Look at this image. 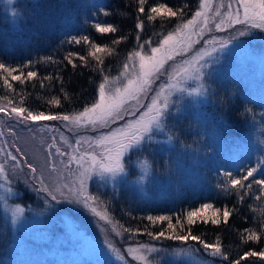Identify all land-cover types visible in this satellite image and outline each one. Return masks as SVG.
Returning a JSON list of instances; mask_svg holds the SVG:
<instances>
[{"label":"trees","instance_id":"16d2710c","mask_svg":"<svg viewBox=\"0 0 264 264\" xmlns=\"http://www.w3.org/2000/svg\"><path fill=\"white\" fill-rule=\"evenodd\" d=\"M198 2L199 0H148L146 10L155 3H166L174 9H183L185 18H190ZM101 7H106L111 15L100 14L98 9ZM135 7V0H30L26 4L21 0H11V3L0 0V62L18 66L31 60L33 65L24 71L38 72V77L31 81L23 84L13 82L14 92H8L0 82V97L8 96L19 106L20 96L23 95L24 106L33 111L74 114L82 110L85 104L93 101L101 74L94 70L95 60H90L87 67L80 66L75 70L66 66L63 58L67 52L77 51L86 55L87 47L70 46L61 42L68 34H84L102 46H112L111 42L117 36L127 37L114 46L115 54H101L106 74L117 76L128 53L136 47ZM94 22L112 23L119 31L114 35L99 34L91 27ZM179 22L167 18H158L152 22L145 20L143 38L152 37L156 40L154 33L166 34L173 31ZM48 56L55 62L45 61L44 57ZM49 75L53 76V80H45L44 86H41L40 80ZM56 76L61 77L62 82ZM216 77L218 80L212 79L208 83L213 96L206 110L198 108L194 112L188 109V105L183 110L177 109L168 114L166 138L171 137L175 145L170 147L166 143L161 149L156 145L151 153L150 150L147 151L154 171L149 182L150 195L122 188L117 193L106 192L105 198L109 195L110 215L118 225H123L120 229L124 231L125 228H139L138 234L135 231L128 233L134 235L130 238L141 242L158 243L161 240H153L144 231L149 223L145 219L148 215L175 217L177 214L182 215V211L194 209L206 202L212 203L216 208H235L236 211L227 224L212 225L197 221L191 225V229L193 234L201 235L208 242H214L219 237L229 258L237 259L250 249H264V238L258 243L245 242L241 238L245 229L258 230L264 223V201L256 200V192L253 190L241 204L235 192L226 194L217 185L225 180L222 175L224 171L239 174L241 169L251 167L258 159L264 158V102L250 103L248 98H242L246 88L235 81L233 74L228 78L219 75ZM54 98H59L61 103L50 104L49 101ZM209 113L212 118L208 117ZM16 187L23 192L24 205L29 202L32 206L36 204L37 201H33L30 196V186L16 184ZM1 215L2 213L0 264H32L31 256L20 258L19 250L12 247L14 243L8 233L9 224ZM173 220L175 223V219ZM160 229L155 226L150 232ZM188 242L204 252L196 242ZM159 251H164L161 256L166 259V264L181 262L175 261V254H170L173 248ZM203 254L202 261L205 263L209 261L221 264L223 260L222 257H212L206 252ZM223 264H228V261ZM241 264H264V259L250 257L241 261Z\"/></svg>","mask_w":264,"mask_h":264},{"label":"snow or ice","instance_id":"6c2138e0","mask_svg":"<svg viewBox=\"0 0 264 264\" xmlns=\"http://www.w3.org/2000/svg\"><path fill=\"white\" fill-rule=\"evenodd\" d=\"M8 2L11 3V0ZM147 4L148 0H135L136 47L128 53L126 62L122 64L120 76L117 78L106 74L101 54H115L114 46L119 45L127 37L117 36L112 40V46H102L92 40L89 35L84 34H68L61 42L70 46L87 47L86 55H81L77 51L67 52L63 58L66 66H71L75 70L80 66L87 67L90 60H95L94 70L101 74V80L95 87L93 101L90 104H85L82 110L74 114L33 111L24 106L23 95L20 96L19 106L15 100L8 96L0 97V99L7 100V104H0V114H4L29 131L32 130L31 125L58 121L63 122L65 127L73 125L98 133L95 136L76 139L74 144L68 145L72 149L70 152L55 143L56 136H51L49 139L52 142L47 144L45 160L41 167L28 160L27 154L20 147L5 141L3 145H0V189L4 190L3 194H0V200H3L6 206L7 198L15 194L12 180L13 174L19 170L24 174L25 183L30 184L35 192L44 193L47 200L54 202L58 198H72L99 219L112 224L113 231H116L118 226L123 228V225L113 223L106 212L98 209L97 197L88 191L89 180L94 174L110 175L115 178L125 171L123 158L126 153L141 145L145 138L151 139L154 128H163V119L169 108L172 93L178 90H187L182 88L183 83L187 80L201 79L204 75L203 70L209 63L205 59L206 57H211L218 50H224L228 45L233 44L237 36H246L251 29L264 30V0H226V2L219 0L218 4L214 0H199L198 6L190 18H185L183 9H174L166 3H155L146 10ZM98 12L104 16L111 15L106 7L99 8ZM158 18L176 19L180 22L173 31H168L166 34L154 33L157 36L156 40H153L152 37L144 39L145 20L152 22ZM91 27L102 35H114L119 31L117 26L107 22H94ZM213 27L218 31L235 30L237 36H229L226 39L213 36L210 40H204V44L208 47L183 59L179 67L167 73V81L149 99V93L153 92L154 80L158 78L159 74L166 72L165 65L169 61H174L177 56L183 57L192 52L193 46L200 42L206 31L211 32ZM44 60L55 62L51 56L44 57ZM33 63L29 60L22 65L9 66L0 62V82L4 88L8 92H14L13 82L23 84L25 81L37 78V71H24V69L31 68ZM55 78L62 82L61 77L56 76ZM113 79H120L121 86L113 87ZM45 80L52 81L53 76L49 75L40 80L41 86H44ZM201 87L203 86L201 85ZM191 91L199 92L200 88H193ZM142 100L146 102L142 103ZM49 103L59 105L61 100L54 98ZM101 129H106V131H100ZM48 130L56 131L54 126ZM7 132L12 136L17 135L12 127H9ZM4 135L5 132L0 130V137ZM33 135H35L34 132ZM60 139L63 141L64 137L61 136ZM54 147L58 157H67V159L60 160L63 170L54 160L49 159L53 156L52 149ZM211 150L210 148L209 151ZM20 157H25V159L21 160ZM45 171L48 173L47 176ZM222 175L225 180L217 187L226 194L235 192L241 204L245 202L246 196L252 194L253 190L256 192L255 199L264 201V158L258 159L256 164L251 167L241 169L239 174L224 171ZM234 211H236L235 208L229 209L227 206H224L223 209L215 208L212 203L206 202L198 208L187 211L186 216L148 215L147 221L152 224L160 223L162 227L159 231L147 232V235L153 240L172 239L196 242L208 255L222 257L221 264L224 261H228V264H241V261L250 257L264 259V249L260 251L250 249L239 258L230 259L219 237L214 242H208L201 235L193 234L191 225L197 221L212 225L227 224ZM24 212L23 207L16 205L12 209L13 220L22 216ZM173 219H175V223H173ZM165 223L166 227L163 226ZM124 231H135L138 234L140 229L125 228ZM241 238L245 242H260L264 238V223L258 230L245 229ZM105 243L121 261L125 260V255H130L142 264H150L146 253L156 251L154 246L136 245L129 246L125 254L107 240ZM195 251H200V248H196Z\"/></svg>","mask_w":264,"mask_h":264},{"label":"rangeland","instance_id":"374dc122","mask_svg":"<svg viewBox=\"0 0 264 264\" xmlns=\"http://www.w3.org/2000/svg\"><path fill=\"white\" fill-rule=\"evenodd\" d=\"M21 1L26 4L30 0ZM214 2L218 4L219 0H214ZM213 36L226 39L229 36H237V33L235 30L227 29L218 31L214 27L211 32L206 31L200 42L193 46L192 52L183 57L177 56L174 61H169L165 65L166 72H162L154 80L152 85L153 92L149 93L148 98L150 99L151 95H154L155 91L167 81V73L179 67L183 59H187L188 56L195 54L196 51L208 47L203 41L210 40ZM237 43L240 45H236ZM205 59L209 63L203 70L204 75L201 79L187 80L182 85V88L187 90H178L172 93L169 108L166 110V115L163 119V128H154L151 133V139L145 138L141 145L126 153L123 158L125 171L115 178L110 175L101 176L94 174L92 179L89 180V193L97 197L98 209L106 212L113 223L117 224L110 215L112 213L108 202L110 198L109 195L105 198V193H117L120 189L125 188L128 191H141L146 195H150L149 182L154 171L151 167L152 159L147 155L154 150L156 145L159 149L164 148L166 143L170 147L175 145L172 138H166L168 137L166 136L168 114L177 109L183 110L184 106L188 105H190L188 109L190 108L194 112L198 108L206 110L213 96L208 83L212 79L215 80L217 78L216 75L228 78V76L233 74L235 81L243 85L244 89L246 88L241 96L242 98H248L247 100L250 103L264 102V30L251 29L248 35L237 36L233 44L228 45L222 51L218 50L211 57H206ZM119 76L120 74L112 78ZM112 83L113 87L121 86L120 79H113ZM193 88H200V91L192 92L191 89ZM141 102L144 103L146 101L142 100ZM0 104H7V102L4 99H0ZM210 116L212 118V114L209 113L208 117L210 118ZM51 126L55 127V132L48 130ZM9 127L15 129L17 132L16 136L8 134L7 129ZM30 127L31 131L17 124L14 120H10L4 114H0V130L5 132V135L0 137V145L7 141L8 144H15L22 150L25 148L23 152L27 154L26 158L38 167H41L44 163L45 149L47 144L52 142L49 139L51 136H56L55 143L70 152L72 149L68 145L74 144L76 139L98 134L88 128H80L73 125L65 127L63 122L58 121L34 124ZM100 131H106V129H101ZM33 132L35 135H33ZM61 136L64 137L63 141L60 139ZM149 150L150 153L146 154ZM52 152L53 156L49 159L54 160L58 167L63 170L60 160L67 159V157H58L55 154V147ZM23 159L25 157L21 158V160ZM25 169L24 171L26 172L27 169ZM45 175H48L47 171H45ZM16 184H25L31 187L32 191L30 192L33 196L29 195L33 197V201H37L34 206L30 202L27 205L23 204L25 201L22 200L23 192L16 187ZM12 187L15 190V194L7 198V206L3 200H0V213H2L1 216L9 224L8 233L12 236L14 243L12 247L19 250L21 253L20 258L31 256L32 264H69V262L80 264H142V262L134 260L130 255H125L124 261L117 259L115 254L107 247L106 240L125 254L129 246H154L156 251L146 253L150 264H166V259L161 256L164 251L159 250L170 248H173L170 254H175V261H181L177 264H198V262L199 264H212L209 261H206L207 263L202 261L204 260L202 258L204 252L201 250L195 251V246L190 242L165 239H161L158 243L156 241H137L139 239L130 238L134 236L130 234L131 232H124L119 226L116 231H113L112 224L99 219V217L82 204L72 200V198H58L54 202L47 200L44 193L35 192L30 184L25 183L24 174L19 170L13 174ZM3 191V189H0V194H3ZM16 205L23 207L25 212L14 221L12 209ZM190 210L193 209L182 211L181 216H186L187 211ZM147 224L148 230L144 228L145 232L151 231L155 226L158 229L162 227L160 223L152 224L149 222ZM163 226L166 227V223ZM169 244L171 245L169 246ZM185 260L189 261V263H186Z\"/></svg>","mask_w":264,"mask_h":264}]
</instances>
